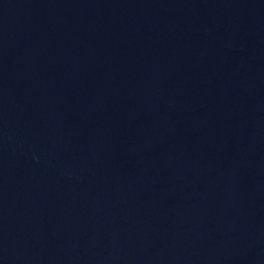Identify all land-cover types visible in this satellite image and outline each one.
Segmentation results:
<instances>
[{"label": "water", "instance_id": "1", "mask_svg": "<svg viewBox=\"0 0 264 264\" xmlns=\"http://www.w3.org/2000/svg\"><path fill=\"white\" fill-rule=\"evenodd\" d=\"M0 264H264V0H0Z\"/></svg>", "mask_w": 264, "mask_h": 264}]
</instances>
